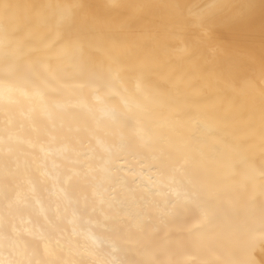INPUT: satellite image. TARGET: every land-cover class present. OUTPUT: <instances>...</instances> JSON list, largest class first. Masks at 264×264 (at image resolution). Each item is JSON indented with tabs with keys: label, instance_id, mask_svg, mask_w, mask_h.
<instances>
[{
	"label": "bare ground",
	"instance_id": "obj_1",
	"mask_svg": "<svg viewBox=\"0 0 264 264\" xmlns=\"http://www.w3.org/2000/svg\"><path fill=\"white\" fill-rule=\"evenodd\" d=\"M5 39L0 264H264V0H0ZM46 125L93 145L150 140L167 195L73 225L60 188L90 196L91 181L23 171V153L44 158Z\"/></svg>",
	"mask_w": 264,
	"mask_h": 264
},
{
	"label": "snow or ice",
	"instance_id": "obj_2",
	"mask_svg": "<svg viewBox=\"0 0 264 264\" xmlns=\"http://www.w3.org/2000/svg\"><path fill=\"white\" fill-rule=\"evenodd\" d=\"M12 7L4 5L5 13H9ZM73 7H62L59 18L54 22L63 24L70 20ZM0 43L12 47L17 42L5 39ZM93 78L102 79V73L95 72ZM108 115L121 128L129 124L127 117L114 109ZM37 132L47 138L46 148L41 149L44 158L33 159L23 153L24 172L40 171L42 166L45 170L43 175L54 185L61 186L68 184L74 187V178L91 181L90 196L74 198L67 189L60 188L71 205L70 222L73 225L90 224L93 217H98L95 221L97 225H103L122 213H130L134 205H139L145 211L150 206H157V201L151 197L167 195L163 189L166 185L165 171L170 161L166 152L162 148H154L150 140L136 144L131 139L121 137L115 144L98 141L93 145L71 126L57 129L55 125H46ZM33 183H41L39 177ZM3 194L6 199L13 197L7 190Z\"/></svg>",
	"mask_w": 264,
	"mask_h": 264
}]
</instances>
